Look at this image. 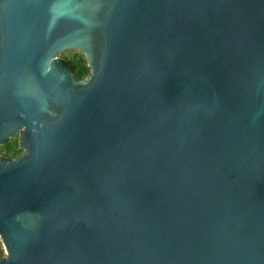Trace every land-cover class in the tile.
<instances>
[{
    "label": "water",
    "instance_id": "95a60500",
    "mask_svg": "<svg viewBox=\"0 0 264 264\" xmlns=\"http://www.w3.org/2000/svg\"><path fill=\"white\" fill-rule=\"evenodd\" d=\"M16 134L0 264H264V0H0Z\"/></svg>",
    "mask_w": 264,
    "mask_h": 264
},
{
    "label": "trees",
    "instance_id": "16d2710c",
    "mask_svg": "<svg viewBox=\"0 0 264 264\" xmlns=\"http://www.w3.org/2000/svg\"><path fill=\"white\" fill-rule=\"evenodd\" d=\"M60 58L71 68L76 79H84L90 73V67L86 55L78 49H69L60 53ZM19 134L9 138L2 154L9 157H17L22 152ZM1 248V242H0Z\"/></svg>",
    "mask_w": 264,
    "mask_h": 264
},
{
    "label": "rangeland",
    "instance_id": "374dc122",
    "mask_svg": "<svg viewBox=\"0 0 264 264\" xmlns=\"http://www.w3.org/2000/svg\"><path fill=\"white\" fill-rule=\"evenodd\" d=\"M60 55V54H59ZM60 57V56H59ZM6 144V143H5ZM5 144H3V145H1L0 146V154H2V149L4 148V145ZM3 155V154H2ZM0 242H1V239H0ZM0 251L5 255V250H4V247H3V244H2V242H1V248H0Z\"/></svg>",
    "mask_w": 264,
    "mask_h": 264
},
{
    "label": "flooded vegetation",
    "instance_id": "af4514ba",
    "mask_svg": "<svg viewBox=\"0 0 264 264\" xmlns=\"http://www.w3.org/2000/svg\"><path fill=\"white\" fill-rule=\"evenodd\" d=\"M64 62V61H63ZM65 63V62H64ZM66 64V63H65ZM71 69V68H70ZM78 80H83V79H78ZM13 158H15V157H13ZM0 254H1V256H4V254L0 251Z\"/></svg>",
    "mask_w": 264,
    "mask_h": 264
}]
</instances>
